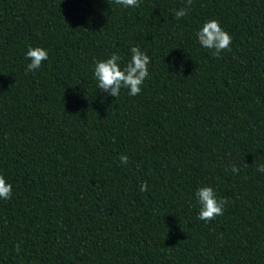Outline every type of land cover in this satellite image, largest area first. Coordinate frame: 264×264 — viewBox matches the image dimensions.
Segmentation results:
<instances>
[{"label": "trees", "instance_id": "trees-1", "mask_svg": "<svg viewBox=\"0 0 264 264\" xmlns=\"http://www.w3.org/2000/svg\"><path fill=\"white\" fill-rule=\"evenodd\" d=\"M185 6L0 0V264H264V0ZM212 19L220 58L195 35ZM30 46L48 59L25 74ZM133 46L140 94L98 90L94 62ZM206 186L228 201L208 222Z\"/></svg>", "mask_w": 264, "mask_h": 264}, {"label": "clouds", "instance_id": "clouds-1", "mask_svg": "<svg viewBox=\"0 0 264 264\" xmlns=\"http://www.w3.org/2000/svg\"><path fill=\"white\" fill-rule=\"evenodd\" d=\"M115 4L124 7H139V0H114ZM193 0H186V6L175 12L177 20L188 15ZM198 43L206 49L212 50V55L220 58L224 51H230L232 37L221 28L218 20L212 19L205 22L196 33ZM131 59L126 66L121 68L119 61L121 57L118 54H112L107 60H97L94 62V76L97 81L98 90L107 93L109 96L118 97L121 88L129 89L130 96H137L141 92V85L148 77V65L150 57L139 47L133 46L130 49ZM26 59L30 61L27 65L26 73L38 70L43 61L48 59V52L42 47H29L26 53ZM121 164H127L128 157L120 156ZM231 171L238 173L239 169L232 166ZM257 171L264 172V165H260ZM147 182L140 186V191H147ZM197 201L200 205L198 219L205 222L214 220L217 216L223 215L226 199H217L212 187L206 186L199 188L196 193ZM12 197V185L7 183L4 176L0 175V199L9 200ZM19 252V245L16 247Z\"/></svg>", "mask_w": 264, "mask_h": 264}]
</instances>
